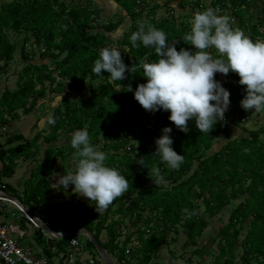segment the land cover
Here are the masks:
<instances>
[{"label":"trees","instance_id":"obj_1","mask_svg":"<svg viewBox=\"0 0 264 264\" xmlns=\"http://www.w3.org/2000/svg\"><path fill=\"white\" fill-rule=\"evenodd\" d=\"M104 1L118 10L103 23L98 19V9L92 0L87 3L81 0H7L0 4V75L9 73L18 52L25 62L17 73L15 87H7L0 96V124L6 125L22 113L31 114L49 91L54 94L52 102L56 99L52 113L44 116L45 125L32 139L15 132L0 141L1 182L14 177L20 158L33 163L21 189L2 182L0 190L19 198L33 216L43 219L55 232L65 231L55 218L69 217V223L75 224L77 229L92 231L122 264H150L165 246L177 240L181 230L185 235L183 245L196 247L195 253L218 239V253L211 264H264V140L261 139L264 127L242 126V131L248 135L235 137L226 120L210 133H201L190 121V131L185 133L169 121L170 112L145 110L135 100L134 91L126 89L131 84L135 90L146 82L141 61L159 59L154 49L142 43L132 47L129 37L138 29V22L162 29L169 43L178 41L179 50L181 47L194 49L184 37L189 34L190 21L197 11L221 8L222 13L218 14L230 19L235 17L239 28L244 34L249 32L253 40H264V30L261 31L264 16L259 23L250 19L254 14L245 19L246 9L242 6L247 0H211L209 5H204V0H167L165 4L178 1L177 6L187 10L183 17L191 16L186 21L182 18L179 23L172 8L166 17L155 18L159 5L152 6V0ZM189 2L192 5L187 8ZM114 38L125 48L121 53L125 64L135 65L136 69L126 73L121 82L112 81L106 71L100 76L92 71L99 50L113 47ZM27 45L33 47L32 54ZM35 45L38 48H34ZM37 52L40 53L38 58ZM212 55L218 54L213 50ZM47 59L53 62H44ZM216 79L231 93L226 118L231 116V123L235 124L239 114L246 116L240 104L246 86L238 83L240 78L236 73H229L227 77L217 73ZM49 118L55 123H49ZM166 126L173 128V147L184 156L178 170L169 169L155 156V140ZM85 128L93 146L101 145L99 150L106 153L107 166L128 178V191L101 214L95 210L94 201L81 205L75 193L68 202L51 204V210L46 213L44 207L60 191H65L57 192L51 187L55 174L75 170V161H71L75 151L70 144L71 136ZM41 139L43 144L50 145L42 149ZM219 139H224L225 143L214 149ZM141 158L145 166L137 162ZM153 167H159L163 176L158 185L155 177L149 175ZM72 187L70 185L69 191ZM236 200L239 202L228 221L214 226L216 233L205 241L210 218L220 216L222 210ZM185 208L195 215L189 217L182 211ZM121 224L127 227L124 235ZM105 230L108 239L104 243L100 237ZM35 231L37 243L50 257L60 253L63 244L68 242V239L55 237L47 239L40 227L36 226ZM88 246L99 254L91 239Z\"/></svg>","mask_w":264,"mask_h":264},{"label":"clouds","instance_id":"obj_2","mask_svg":"<svg viewBox=\"0 0 264 264\" xmlns=\"http://www.w3.org/2000/svg\"><path fill=\"white\" fill-rule=\"evenodd\" d=\"M190 23V32L184 40L190 42L194 50L184 47L177 50L178 41L169 43L162 29L138 22V29L129 37L132 47L142 43L154 49L159 59L141 61L146 82L135 90L129 84L127 91H134L135 100L149 112H170L169 121L180 131L188 133L192 121L201 133H210L218 123L225 121L231 103L230 91L216 79V74L227 77L229 73H236L240 78L238 83L246 86L241 107L245 111H264V40L249 38L232 26L229 16L219 15L213 8L197 11ZM213 50L217 56L212 55ZM135 70V65L125 64L116 47L100 49L92 68L96 75L106 71L112 81L120 82L126 78V73ZM49 123L55 121L49 118ZM172 131L171 126L162 129V135L155 140V156L169 169L178 170L184 156L173 147ZM70 144L75 150V170L59 176L51 187L68 190L73 186L72 191L89 202L94 201L95 210L101 214L128 191V178L107 166L106 153L93 146L86 128L76 130ZM137 162L145 166L144 158ZM149 175L155 177L157 185L163 181L159 167H153ZM182 211L189 217L195 215L187 208Z\"/></svg>","mask_w":264,"mask_h":264},{"label":"rangeland","instance_id":"obj_3","mask_svg":"<svg viewBox=\"0 0 264 264\" xmlns=\"http://www.w3.org/2000/svg\"><path fill=\"white\" fill-rule=\"evenodd\" d=\"M5 1H7V0H0V4L2 2H5ZM87 1L88 0H81V3H87ZM166 1L167 0H152V2H151L152 6L159 5V8L156 9L155 14H154L155 18L160 20L161 18L166 17L168 12H169V10H171V8L175 9V15L179 17V20H178L179 23L182 20L186 21V19L191 18V16H187V15H185L183 17L184 12H186L187 10L184 11L183 8H180L179 6H177V3L179 4L178 1H176L175 3L171 2V3L165 4ZM195 1L196 0H190V2H195ZM256 1H257V5L259 7L261 5L260 2H264V0L263 1L262 0H255V3H254L253 6H255ZM190 2L187 4V8H189L192 5ZM210 2H211V0H204V3H205L204 5H209ZM92 4H93V6L97 7V9H98V15L97 16H98V19H99L100 23L107 22L108 19L110 17H112L113 14L115 13L114 11L118 10L116 8V6H114L115 7L114 8V7L110 6L107 2H105L104 0H92ZM255 8L256 7H253V8L250 7L248 9V11L246 12V18H250L251 14H254L255 17L254 18L251 17L250 19L251 20L253 19L252 20L253 23H255V22L259 23L263 19L264 11H262V10H264V8L261 11L260 10L258 11L259 14H256L257 10H252V9H255ZM249 10H252V11L249 12ZM146 13L147 12H145V14ZM249 23H251V22H249ZM128 26H129V23L126 25V27H128ZM243 26H245V25H243ZM246 28L247 27H245V29ZM263 30H264V27H262L261 31H263ZM245 35H247L249 38H251V34L249 32H247ZM35 47L38 48L36 45L34 46V48ZM113 47L118 48L121 51V53H122V51L125 50V48L121 47V45L118 43V38H114L113 39ZM27 50L30 52V54H32L33 47L31 45H27ZM39 54L40 53L37 52V58L39 57ZM44 62H48L49 64H51L53 62V60L47 59V60H44ZM24 65H25V62H23V60H22V58L20 56V53L18 52V54L15 57V60L12 62V65H11V68L9 70V73L6 74V75H0V96H1V94L4 92V90L7 87H11V88L15 87L16 81L18 79V74L17 73L22 69V67ZM48 85H49V83H48ZM76 96H77V94H74V97H76ZM53 97H54V94L49 91L47 97H45L44 99L39 101L38 106L35 108V110L31 114L26 115V114L22 113L18 117L10 119L9 122L6 125H1L0 124V141H4L6 136H8L9 133L12 134V133H15V132H22V133H24L25 137H27L29 139H32V137L36 134V132L45 125L44 116L52 111L51 107L53 105V102L56 101V99H55L52 102V98ZM245 114H246V116L245 115L243 116L242 114H239L235 124L231 123V119H230L231 116L230 117L227 116V118L225 119L232 126L233 131H234L233 132V136H235V137H241L243 135H248V133L242 131V129H241L242 126L248 128V129H253V128L257 129V128H260V127H264V111H262V112H254L253 110H248V111H245ZM39 118H41L42 120L40 119L41 122L38 123L39 126L36 128L35 125H36V123H37ZM261 139L264 140V134H262ZM224 141H225L224 139H219L215 143L214 149L220 148L225 143ZM39 142H41V144L43 145L42 149H45L47 146L50 145V144H47V143L43 144V140L42 139ZM100 147H101V145H98V149H100ZM122 151L123 150H121V152ZM71 161L72 162L75 161L74 157L71 158ZM32 167H33V163H31V161H29V160L26 161V160L20 158L18 160L17 172L14 175V177H12L10 179L5 178V179L2 180V182H9L11 185L19 187V189H20L21 188V184L20 183H23V181L27 177H29V175H30L29 170ZM73 169L74 168H72V170ZM64 174L65 173L62 172V171H60L59 173H56L55 176H54L53 183H55V181L59 178V176L64 175ZM2 182L0 181V184ZM69 189H70V186H69L68 190L65 189V193L66 194H64V195L59 194L58 197L63 198V199L64 198H66V199L67 198H71L70 196L74 192L72 190L69 191ZM57 192H58V190H57ZM77 198L79 199V200L78 199L77 200L80 202L81 205L92 203V201L89 202V200H87V199H85V198H83L81 196H77ZM238 202H239L238 200L232 201V203L229 206L225 207L222 210V214L220 216L218 215L217 217L210 218L211 225L208 228V230L205 232V235H204L205 241L208 240V238L210 236H213L216 233L215 231H210L211 229L212 230L215 229L214 228L215 225H220V224L226 223L228 221V217H229L230 213L237 206ZM49 208L51 210V206ZM203 209H204V207L202 208V210ZM205 215L208 217V215L206 213H205ZM126 223L129 224V221L126 220ZM69 225H70V227H68ZM72 226H73V224H70L69 222L68 223L64 222V225H63L62 229L63 230L64 229L70 230ZM247 228H248V225L246 226L245 229H247ZM125 229H127V227H125ZM133 229H135V227H133ZM243 235H244V233H243ZM15 236L16 235H14L13 237H15ZM176 237L179 240L177 242L178 245L175 246L173 250H170V252L171 253H178L179 252V255H180V254L186 253L188 251L186 253V258L187 259H191L192 262H196V263L200 264V261H202L204 259V257L201 258L200 254L195 256L194 250H193V253L191 252L192 251L191 249L192 248L195 249L196 247H194V246L193 247H188V246L182 245V242L185 240V235L182 232V230L180 231V233ZM81 238L83 239L84 237H81ZM85 239L86 238H84L83 240H85ZM204 239L202 238L200 243H202L204 241ZM133 243L135 244L136 242L133 241ZM206 251H207L206 255H208V256H206L207 262L209 261V264H211L215 260L216 255L218 253V239H215L211 243H209V245L206 247ZM86 255H88L87 252H86ZM98 255H100V253ZM198 257H199V260H196ZM171 261H172V258H171ZM171 261H170V264H172ZM185 262H187V261H185ZM104 263H106V262L103 261V264ZM187 264H188V262H187ZM240 264H242V263H240Z\"/></svg>","mask_w":264,"mask_h":264},{"label":"crops","instance_id":"obj_4","mask_svg":"<svg viewBox=\"0 0 264 264\" xmlns=\"http://www.w3.org/2000/svg\"><path fill=\"white\" fill-rule=\"evenodd\" d=\"M263 1V0H262ZM260 7L257 5V1H256V4H255V6H253V7H256L255 9H252V10H257L256 12H258L259 10L261 11L263 8H264V2H260ZM252 7V8H253ZM249 9V8H248ZM247 9V10H248ZM252 10H249V12L250 11H252ZM259 13V12H258ZM245 16V18H246V14L244 15ZM57 173H59V172H57ZM20 184H22V183H20ZM19 188V187H18ZM21 189V188H20ZM0 191H2V190H0ZM4 194H7L6 192H4V191H2ZM63 193V194H62ZM59 194H61V195H64V194H66L65 193V191H61ZM9 195V194H8ZM78 199V198H77ZM71 200V198H60V197H56V198H54L53 199V201L51 202L50 201V203H48L45 207H44V210H45V212L46 213H48L49 211H50V206H51V204H53V203H56V202H68V201H70ZM79 200V199H78ZM118 216H120V215H118ZM117 216V217H118ZM36 217V216H35ZM28 218V217H27ZM39 221H41L42 223H44V224H46L44 221H43V219H41V218H39V217H36ZM29 219V218H28ZM56 219V221L61 225V227H63V225H64V222H69L68 221V219H69V217H67V218H55ZM30 220V219H29ZM126 220L127 221H130L129 220V216H127V218H126ZM0 221H2V222H5V223H13V224H15L16 226H18V228L20 229V231L21 232H14L13 233V236L14 235H16L15 237L18 239V241H19V243L20 244H22L23 246H25L26 248H31L33 251H35V252H37V253H39L41 250H43V246H41V245H39L38 243H37V240H36V236H35V230H36V225L31 221H27V220H25L23 217H22V215H21V213H20V209L17 207V205L14 203V201H11V200H8L7 201V199H5V200H1L0 201ZM216 226H218V225H215V227ZM68 227H70V225L68 226ZM119 227V226H118ZM125 227H126V225L125 224H121V230H122V232H123V234H126V232H127V229H125ZM214 227V228H215ZM120 228V227H119ZM77 230H80V229H77V226L75 225V224H73V226L71 227V229L70 230H66L65 229V231H62V232H67V233H70V232H74V231H77ZM82 230V229H81ZM87 230V229H86ZM90 231V230H89ZM210 231H215V229L214 230H210ZM209 231V232H210ZM92 232V231H91ZM93 233V232H92ZM88 235L87 234H82V235H79V236H77V237H79V238H81V237H84V238H88L87 237ZM46 237H47V235H46ZM49 237H47V239H48ZM83 238V239H84ZM57 239H59V238H57ZM82 239V238H81ZM82 239V240H83ZM107 239H108V237H107V232H106V230L105 231H103L102 232V234H101V237H100V240L102 241V242H107ZM86 240V239H85ZM179 240L177 239L176 241H172V242H170V244L169 245H167V246H165V248H163L160 252H159V254L153 259V261L150 263V264H170V261H171V258H172V261H171V263L172 264H187V262H188V264H198V263H196V262H192V260L191 259H187L186 258V253L188 252H186V253H182V254H180L179 255V252L178 253H171L170 252V250H173L174 249V247L175 246H177L178 244H177V242H178ZM185 241V240H184ZM184 241L182 242V245L184 244ZM211 243V242H210ZM66 244L67 243H64L63 245H64V248H63V250L60 252V253H55V255L53 256V258H61L62 256H63V254H64V250H65V246H66ZM200 245H202V243H200ZM209 245V244H208ZM207 245V246H208ZM206 246V247H207ZM130 247H132V245L130 246L129 245V248ZM206 247L202 250V251H200V252H197V253H195L194 252V254H195V256L196 255H198V254H200V256H201V258H203L204 257V259L202 260V261H200V264H209V261L207 262V259H206V256H208V255H206V253H207V251H206ZM57 248V249H56ZM104 248V247H103ZM54 249H56L57 251L59 250V248L57 247V245H54ZM96 250H97V248H96ZM104 250L106 251V253L109 255V257L112 259V261L114 262V264H122V263H120V262H118V260H117V258L115 257V254H113V253H111L109 250H108V248H104ZM192 251V253H193V250H194V248H192L191 249ZM86 252H87V254L88 255H86ZM97 252L99 253V251L97 250ZM100 256L101 255H97L96 253H94V251L92 250V248L90 247V246H88L87 245V247L85 248V250H84V252H83V254L81 255V257L82 258H90V257H99L100 258ZM195 260V259H194ZM196 260H199V257L196 259ZM185 261H187V262H185ZM206 262V263H205ZM100 264H103V261H101V263ZM104 264H108V263H104ZM240 264V263H239Z\"/></svg>","mask_w":264,"mask_h":264},{"label":"built area","instance_id":"obj_5","mask_svg":"<svg viewBox=\"0 0 264 264\" xmlns=\"http://www.w3.org/2000/svg\"><path fill=\"white\" fill-rule=\"evenodd\" d=\"M254 3L255 0H247V2L243 4L242 7L246 9L245 14L248 11V8L253 7ZM217 10L218 12L222 13L221 8H218ZM230 22L234 28L241 30L238 25L239 22L235 17H232ZM241 31L243 32V30ZM5 199L7 198L4 196V193L0 191V201ZM8 200L9 199H7V201ZM14 203L21 210L20 206L16 202ZM14 232H21L18 226L13 223H5L0 221V264H100L101 261H104L101 256L100 258L81 257L88 245V241L90 239L88 236L86 240H82L77 236L69 238L65 246L63 256L61 258H53V256L50 257L45 253L44 248L39 253H37L31 248H26L23 246L19 243L17 238L13 237ZM46 235L49 238L54 237L48 233H46Z\"/></svg>","mask_w":264,"mask_h":264},{"label":"water","instance_id":"obj_6","mask_svg":"<svg viewBox=\"0 0 264 264\" xmlns=\"http://www.w3.org/2000/svg\"><path fill=\"white\" fill-rule=\"evenodd\" d=\"M4 196L9 199L12 200L14 202H16L21 210L23 211V213L37 226L42 228L46 233L53 235L56 238L59 239H69L71 237L74 236H79L82 234H87L90 239L93 241L94 245L96 246L97 250L99 251L101 257L103 258V260L108 263V264H114V262L112 261V259L109 257V255L106 253V251L104 250L103 246L101 245V243L95 238L94 234L86 229H82V230H77L74 232H55L53 230H51L46 224L42 223L41 221H39L35 216H33L28 208L26 207V205H24L21 200L15 196L12 195H8V194H4Z\"/></svg>","mask_w":264,"mask_h":264}]
</instances>
